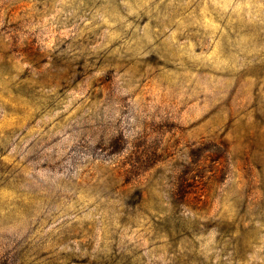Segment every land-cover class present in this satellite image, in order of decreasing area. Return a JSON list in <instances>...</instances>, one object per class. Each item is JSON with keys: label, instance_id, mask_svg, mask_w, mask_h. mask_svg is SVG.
I'll return each instance as SVG.
<instances>
[{"label": "rangeland", "instance_id": "rangeland-1", "mask_svg": "<svg viewBox=\"0 0 264 264\" xmlns=\"http://www.w3.org/2000/svg\"><path fill=\"white\" fill-rule=\"evenodd\" d=\"M0 264H264V0H0Z\"/></svg>", "mask_w": 264, "mask_h": 264}]
</instances>
